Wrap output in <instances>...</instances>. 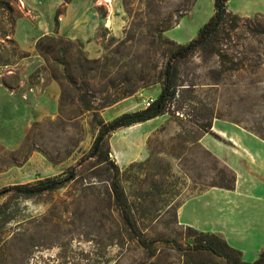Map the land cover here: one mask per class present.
<instances>
[{"label": "rangeland", "instance_id": "rangeland-1", "mask_svg": "<svg viewBox=\"0 0 264 264\" xmlns=\"http://www.w3.org/2000/svg\"><path fill=\"white\" fill-rule=\"evenodd\" d=\"M101 7L109 13L108 5ZM226 7L239 16L232 39L222 37L234 62L221 65L199 51L176 60L177 97L163 114L112 131L109 158L99 160V152L92 153L93 111L79 96L99 107L105 121L147 108L164 84L172 47L166 41L187 44L197 37L215 15V0H120L113 14L122 26L117 32L104 24L96 51L59 29L43 34L39 15L22 0H0V264H225L209 251L182 255L160 242L150 257L119 225L108 181L114 163L132 202H155L165 222L178 205V231L192 225L218 234L246 261L260 256L264 0H227ZM41 40H53L55 50L41 51ZM124 90L102 107L103 97ZM73 169L74 180L28 196L35 183ZM228 169L235 187L212 186L231 176ZM163 225L142 229L151 237L164 232Z\"/></svg>", "mask_w": 264, "mask_h": 264}, {"label": "trees", "instance_id": "trees-1", "mask_svg": "<svg viewBox=\"0 0 264 264\" xmlns=\"http://www.w3.org/2000/svg\"><path fill=\"white\" fill-rule=\"evenodd\" d=\"M71 0H65V3ZM227 0H215L216 12L215 15L205 23L199 30L197 37L190 40L187 44L176 43L168 39L166 43L171 44V54L168 58L166 68L164 71V84L158 98L152 102L147 108L125 112L110 121H105L99 116V107H91L88 105V99L85 95H80L78 100L84 105L87 110L93 111V124L98 128V135L93 144V155L100 160L101 156L109 158V144L107 141L108 135L121 127L129 126L134 123L142 122L163 114L166 107L177 97L178 89L182 85L179 82L175 62L178 59L186 58L195 52H204L212 56H216L221 65H226L227 62H234L232 56L224 48L223 36L232 39V32L239 28V16L230 12L226 7ZM53 40L55 41L54 37ZM53 40L49 43L41 40L38 44L39 49L43 52H53L55 50V43ZM227 69L232 70L234 67L229 66ZM109 82V80H108ZM105 91V90H104ZM124 90L121 96L116 98L103 97L105 100L102 107L107 104L117 101L119 98L127 94ZM67 98L63 90L61 98V106L66 104ZM62 110V108H61ZM115 169L109 175V184L114 198L115 204L120 212L119 225L127 232V234L143 248L149 252L150 257H154L157 252L156 243H163L169 246L172 251L187 255L192 252L209 251L215 256L224 260L225 264H264V250L260 256L253 262L243 259L242 252L230 245L225 239L215 233L201 231L192 225H185L181 230H177L174 225L178 224L177 207L172 206V218L165 222L163 221L162 208L158 207L155 202L151 203H135L132 202L125 188L120 180V168L114 163ZM231 176L222 178V182H214L212 186H219L222 188L232 189L235 187L236 175L232 170L228 169ZM77 177L76 170L73 169L70 175H61L55 178H48L35 183L32 187L31 193L28 196L42 192L45 190H53L60 187L65 182L74 180ZM18 189L25 188L22 185H16ZM169 211V210H168ZM170 212V211H169ZM163 225L164 232L148 237L146 232L142 229H149L155 231L157 226ZM170 232L174 235H167ZM182 240H185L182 242ZM205 264L215 263L214 260L201 262L194 259H185L178 264ZM154 264H161L160 262ZM167 264H177L175 262H168Z\"/></svg>", "mask_w": 264, "mask_h": 264}, {"label": "crops", "instance_id": "crops-1", "mask_svg": "<svg viewBox=\"0 0 264 264\" xmlns=\"http://www.w3.org/2000/svg\"><path fill=\"white\" fill-rule=\"evenodd\" d=\"M23 3L37 12L40 28L43 34L53 33L59 29L60 33L67 37L85 43L89 51H96L97 38L102 26L108 25L114 31H119L122 26V18L113 14L120 7V0H114V10L111 4L101 3L102 0H22ZM101 4L109 6V13H104ZM62 6V7H61ZM61 14L59 21L57 13Z\"/></svg>", "mask_w": 264, "mask_h": 264}, {"label": "built area", "instance_id": "built-area-1", "mask_svg": "<svg viewBox=\"0 0 264 264\" xmlns=\"http://www.w3.org/2000/svg\"><path fill=\"white\" fill-rule=\"evenodd\" d=\"M102 1H105L107 3H111V0H102Z\"/></svg>", "mask_w": 264, "mask_h": 264}]
</instances>
